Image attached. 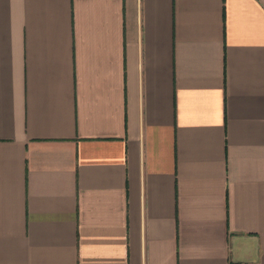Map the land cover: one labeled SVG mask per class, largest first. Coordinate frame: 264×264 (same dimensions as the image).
<instances>
[{
  "label": "crops",
  "instance_id": "crops-1",
  "mask_svg": "<svg viewBox=\"0 0 264 264\" xmlns=\"http://www.w3.org/2000/svg\"><path fill=\"white\" fill-rule=\"evenodd\" d=\"M0 264H264V0H0Z\"/></svg>",
  "mask_w": 264,
  "mask_h": 264
}]
</instances>
